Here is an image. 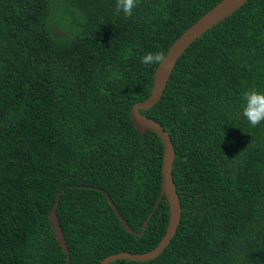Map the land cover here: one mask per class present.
I'll return each mask as SVG.
<instances>
[{"label": "trees", "instance_id": "1", "mask_svg": "<svg viewBox=\"0 0 264 264\" xmlns=\"http://www.w3.org/2000/svg\"><path fill=\"white\" fill-rule=\"evenodd\" d=\"M221 0H0V264H71L147 252L169 220L164 196L145 232L124 228L102 190L140 232L160 194L163 143L140 136L131 107L146 99L162 52ZM264 92V0H248L178 59L143 113L170 133L182 219L148 262L264 264V123L241 115V93Z\"/></svg>", "mask_w": 264, "mask_h": 264}, {"label": "water", "instance_id": "2", "mask_svg": "<svg viewBox=\"0 0 264 264\" xmlns=\"http://www.w3.org/2000/svg\"><path fill=\"white\" fill-rule=\"evenodd\" d=\"M248 0H221L214 7L204 13L190 27H188L168 48L165 53V60L158 64L153 74V85L149 96L133 104L131 107V120L140 136H144L148 130L156 133L163 143V155L161 163V184L160 194L158 199L145 219L140 232L134 230L119 209L111 199L110 195L104 191V195L109 202L111 208L116 213L122 226L134 235H141L145 232L149 220L151 219L154 210L160 204L165 196L168 204L169 220L166 231L159 243L147 252H130L122 251L106 256L100 264H110L118 260H130L134 262H148L158 257L165 248L170 244L173 237L176 235L182 219V205L177 191L176 183L173 178V167L176 157V150L173 145L170 133L163 125L154 118L143 113L142 110L152 108L161 98L167 83L170 79L172 71L185 50L203 33L212 28L214 25L223 21L226 17L238 10ZM62 192V190H61ZM61 192L58 194L54 206L49 214L50 225L54 230V236L58 244L62 247L66 254V264H71L70 250L66 243V239L59 223L57 215V206L61 197Z\"/></svg>", "mask_w": 264, "mask_h": 264}, {"label": "clouds", "instance_id": "3", "mask_svg": "<svg viewBox=\"0 0 264 264\" xmlns=\"http://www.w3.org/2000/svg\"><path fill=\"white\" fill-rule=\"evenodd\" d=\"M138 0H115V14L121 12L125 18L133 15V9L137 7ZM141 63L146 66L161 64L165 60L162 52H147L141 58ZM241 115L255 128L264 123V92L259 91L255 86H251L241 93Z\"/></svg>", "mask_w": 264, "mask_h": 264}]
</instances>
